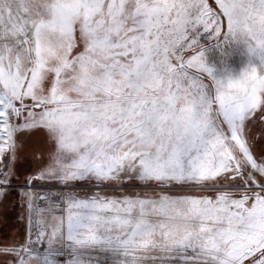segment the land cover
I'll return each instance as SVG.
<instances>
[{
	"label": "snow or ice",
	"instance_id": "obj_1",
	"mask_svg": "<svg viewBox=\"0 0 264 264\" xmlns=\"http://www.w3.org/2000/svg\"><path fill=\"white\" fill-rule=\"evenodd\" d=\"M0 210V264H264V0H0Z\"/></svg>",
	"mask_w": 264,
	"mask_h": 264
},
{
	"label": "rangeland",
	"instance_id": "obj_2",
	"mask_svg": "<svg viewBox=\"0 0 264 264\" xmlns=\"http://www.w3.org/2000/svg\"><path fill=\"white\" fill-rule=\"evenodd\" d=\"M12 223H14V220L11 218V216H9V226H11ZM4 227L5 224H4L3 214H2V210H0V229H3Z\"/></svg>",
	"mask_w": 264,
	"mask_h": 264
}]
</instances>
